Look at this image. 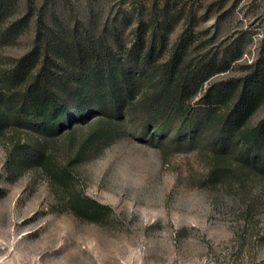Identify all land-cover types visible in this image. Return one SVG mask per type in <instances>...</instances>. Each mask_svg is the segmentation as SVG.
<instances>
[{
    "label": "rangeland",
    "instance_id": "obj_1",
    "mask_svg": "<svg viewBox=\"0 0 264 264\" xmlns=\"http://www.w3.org/2000/svg\"><path fill=\"white\" fill-rule=\"evenodd\" d=\"M0 1V35L24 22L13 43H0V71L33 49L40 21L45 33L112 40L119 32L130 48L139 22L168 3L181 16L170 46L189 25L192 56L230 62L213 81L242 78L264 59V0ZM233 52L242 54L237 61ZM263 118L264 105L252 124ZM123 127L105 142L93 137L97 122L50 141L25 131L0 140V264H264V175L230 160L214 179L208 151L160 148ZM18 142L43 143L58 165L70 164L76 188L111 208L106 217L74 216L42 170L16 169Z\"/></svg>",
    "mask_w": 264,
    "mask_h": 264
},
{
    "label": "trees",
    "instance_id": "obj_2",
    "mask_svg": "<svg viewBox=\"0 0 264 264\" xmlns=\"http://www.w3.org/2000/svg\"><path fill=\"white\" fill-rule=\"evenodd\" d=\"M5 9L0 1V13ZM180 21L166 4L139 22L130 48L119 32L112 40L104 34L45 33L40 21L33 49L0 71V140L25 131L50 141L97 122L102 128L93 137L105 142L125 124L123 134L141 142L208 151L214 179L230 169V160L264 175V118L252 124L264 105V59L253 60L242 78L213 81L230 62L192 56L189 25L170 46L169 34ZM20 23L0 35V43H13ZM232 54L231 61L242 55ZM12 154L16 169L42 170L74 216L98 223L111 210L80 192L73 167L58 165L45 144L18 142Z\"/></svg>",
    "mask_w": 264,
    "mask_h": 264
}]
</instances>
